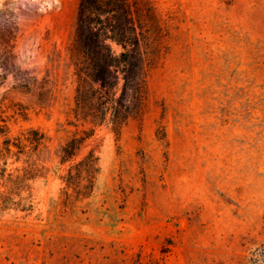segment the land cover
<instances>
[{
    "label": "rangeland",
    "instance_id": "1",
    "mask_svg": "<svg viewBox=\"0 0 264 264\" xmlns=\"http://www.w3.org/2000/svg\"><path fill=\"white\" fill-rule=\"evenodd\" d=\"M78 1L0 0L21 69L42 76L61 54L51 111L0 95L30 106L7 109L12 133L39 127L52 148L80 137L77 159L100 165L89 196L66 166L37 181L42 215L0 220V264H264V0H131L148 13V98L118 130L73 115ZM17 83L7 73L3 90Z\"/></svg>",
    "mask_w": 264,
    "mask_h": 264
},
{
    "label": "trees",
    "instance_id": "2",
    "mask_svg": "<svg viewBox=\"0 0 264 264\" xmlns=\"http://www.w3.org/2000/svg\"><path fill=\"white\" fill-rule=\"evenodd\" d=\"M147 14L131 0L78 1L67 46L76 82V120L108 123L118 130L128 119L144 113L148 68L141 36L148 32ZM13 17L7 6L0 11V95L13 91L40 110L51 111L58 98L60 51L53 50L51 66L42 76L21 69L14 61L18 25ZM7 73L18 83L3 90ZM8 108L26 117L30 106L19 101ZM8 108L0 105V220L11 212L16 219L39 218L42 211L34 185L47 180L53 167L61 170L66 166L61 175L66 186L89 196L100 171L98 156L90 152L77 159L82 145L77 136L52 148L51 135L39 127L13 134L7 121Z\"/></svg>",
    "mask_w": 264,
    "mask_h": 264
}]
</instances>
